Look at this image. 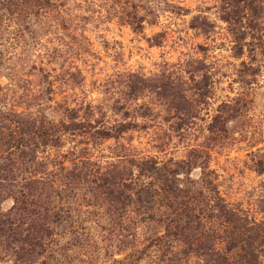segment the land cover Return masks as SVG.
<instances>
[{
  "label": "rangeland",
  "instance_id": "374dc122",
  "mask_svg": "<svg viewBox=\"0 0 264 264\" xmlns=\"http://www.w3.org/2000/svg\"><path fill=\"white\" fill-rule=\"evenodd\" d=\"M227 1L49 0L48 7L37 11L23 9L10 15L0 9L1 115L34 117L39 125V120L67 121L69 108L86 130L133 125L104 139L65 132L59 146L40 147L30 157L25 154L31 175L61 179V203L72 207L74 233L51 243L53 264H164L162 257L206 264L201 257L184 255L179 247L173 252L167 238L152 240L161 234V226L132 211L123 220L128 228L125 238L107 237L99 227L105 223L97 215L101 209L85 202L89 192L83 180L65 177L76 159L104 167L127 164L132 158L185 159L192 148L207 147V167L214 172L212 179L224 201L249 220L264 223V169L258 171L259 166L264 168V0H257V14L238 8L239 29L245 33L240 54L231 24L221 17ZM134 3L144 16L139 32L124 21ZM248 24H257V31ZM191 72L195 79L207 77V96L190 108L193 117L176 130L172 127L176 119L167 118L178 96L150 88L174 81L167 93H178L182 89L178 83L195 86L188 79ZM132 75L147 78L150 85L135 97L127 94ZM223 101L237 103L239 111L228 120L226 136L213 140L207 126ZM5 125L10 127L8 121L0 123V153L10 139ZM60 161L64 169L59 168ZM5 163L0 159V264H38L41 258L20 252L3 228L16 190L4 179L11 173ZM200 173L194 167L190 176L199 181ZM216 247L222 244L217 242Z\"/></svg>",
  "mask_w": 264,
  "mask_h": 264
},
{
  "label": "trees",
  "instance_id": "16d2710c",
  "mask_svg": "<svg viewBox=\"0 0 264 264\" xmlns=\"http://www.w3.org/2000/svg\"><path fill=\"white\" fill-rule=\"evenodd\" d=\"M258 4L257 0L225 2L221 17L232 26L236 54L242 52L241 42L245 36L239 29L242 16L239 15L241 9L238 8H247L251 13L257 14ZM48 6L49 0H0V9H5L10 15L23 9L34 11L36 8L37 11V8L39 10ZM131 8L124 21L133 31L139 32L143 29L144 16L136 12L135 3ZM230 10L234 14L231 15ZM248 26L251 31H257V24ZM251 34L254 37L255 33ZM132 77L135 79H131ZM132 77L127 80V94L130 96L135 97L142 93L144 88L150 87L146 84L147 78H139L136 75ZM167 77L169 78V75ZM188 79L195 86L184 87L186 82L178 83L182 86L178 93H167L174 88V81L161 83L162 85L153 84L150 88V91L157 94L178 96L177 105L172 108L174 111H169L172 113L171 117L167 116L168 121L169 118L176 119L172 124L176 130L182 129L193 117L190 108L207 96V77L195 79V74L191 72ZM119 109H123V106ZM67 110V121L54 123L52 120H39V125L34 117L18 114L17 119H12L9 117L10 113H0V123L8 121L10 124V127L2 126L8 129L4 134L10 138L3 143L0 153V159L7 161L5 169L11 172L4 179L16 188L14 203L2 221L3 228L5 234L17 244L20 252L25 255L34 253L38 259L41 258L38 264H53L50 245L55 238L68 232L69 235L74 233L71 230L73 215L70 213L71 205L63 206L61 203L64 198L60 195L61 179L31 175V171L26 168V163L30 160L25 154L28 152L27 157H30L32 152L35 153L40 147L59 146L65 132L82 131L104 139L117 137L133 126L130 123H119L114 128L86 130L84 123L75 121L69 108ZM238 111L237 103L223 101L218 104L207 126L211 139L226 136L228 120ZM127 114L128 111L124 110V115ZM88 124L93 127L90 122ZM209 154L207 147L192 148L185 159L169 158L160 161L153 157L132 158L127 164L113 163L104 167L89 160L76 159L75 163L71 162L69 174L65 177L83 180L89 192V199L85 202L95 209H101L97 211V215L105 223L99 227L111 239L125 238L124 232L128 228L123 224V220L128 218L127 213L132 211L155 220L161 226L162 232L152 240L157 242L169 239L173 252L181 248L184 255L201 257L206 264H264V223L249 220L238 209L230 207L224 201L212 179L214 172L207 167ZM62 164L60 161V169H64ZM194 167L200 168L199 181H194L190 176ZM263 169L262 166L258 167V171ZM14 171H17V174H13ZM26 172L28 174H25ZM217 242L221 243L222 247H216ZM135 251L140 252L137 249ZM161 259L164 264H186L173 258Z\"/></svg>",
  "mask_w": 264,
  "mask_h": 264
}]
</instances>
